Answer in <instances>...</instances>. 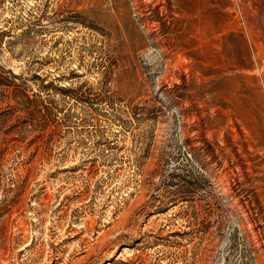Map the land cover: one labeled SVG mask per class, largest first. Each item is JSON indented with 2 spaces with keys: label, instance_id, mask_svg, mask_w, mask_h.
<instances>
[{
  "label": "rangeland",
  "instance_id": "obj_1",
  "mask_svg": "<svg viewBox=\"0 0 264 264\" xmlns=\"http://www.w3.org/2000/svg\"><path fill=\"white\" fill-rule=\"evenodd\" d=\"M0 264H264V0H0Z\"/></svg>",
  "mask_w": 264,
  "mask_h": 264
}]
</instances>
